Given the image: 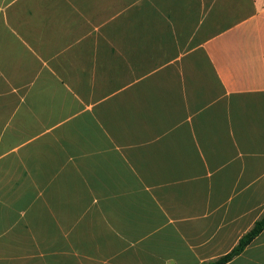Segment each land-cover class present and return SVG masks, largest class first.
<instances>
[{"label": "crops", "instance_id": "crops-1", "mask_svg": "<svg viewBox=\"0 0 264 264\" xmlns=\"http://www.w3.org/2000/svg\"><path fill=\"white\" fill-rule=\"evenodd\" d=\"M263 213L264 0H0V264H205Z\"/></svg>", "mask_w": 264, "mask_h": 264}, {"label": "trees", "instance_id": "trees-1", "mask_svg": "<svg viewBox=\"0 0 264 264\" xmlns=\"http://www.w3.org/2000/svg\"><path fill=\"white\" fill-rule=\"evenodd\" d=\"M264 230V213L259 220L253 225L249 232H247L239 241L238 245L226 256L205 264H226L236 256L240 255L246 247H248L253 240L258 237Z\"/></svg>", "mask_w": 264, "mask_h": 264}, {"label": "rangeland", "instance_id": "rangeland-1", "mask_svg": "<svg viewBox=\"0 0 264 264\" xmlns=\"http://www.w3.org/2000/svg\"><path fill=\"white\" fill-rule=\"evenodd\" d=\"M63 255V254H62ZM58 259H60V257H58Z\"/></svg>", "mask_w": 264, "mask_h": 264}]
</instances>
